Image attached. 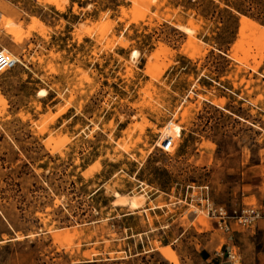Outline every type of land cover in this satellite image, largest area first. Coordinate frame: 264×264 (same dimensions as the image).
<instances>
[{
    "label": "rangeland",
    "instance_id": "1",
    "mask_svg": "<svg viewBox=\"0 0 264 264\" xmlns=\"http://www.w3.org/2000/svg\"><path fill=\"white\" fill-rule=\"evenodd\" d=\"M154 1L0 0L20 62L0 75V264H218L237 237L264 251V220H234L264 210V0Z\"/></svg>",
    "mask_w": 264,
    "mask_h": 264
},
{
    "label": "built area",
    "instance_id": "2",
    "mask_svg": "<svg viewBox=\"0 0 264 264\" xmlns=\"http://www.w3.org/2000/svg\"><path fill=\"white\" fill-rule=\"evenodd\" d=\"M19 63L20 62L11 52L4 48H0V75L14 69ZM175 144V138L169 136L162 141L160 148L164 152H170L169 150L173 148ZM205 189L206 196L204 197V200L206 201V209L208 210L209 215L218 219L220 228L225 231H230L231 226L227 221V211L223 206L211 202L207 193V187H205ZM234 220L235 223L243 229L256 227L260 220H264V210L255 207L242 208L239 214L234 217ZM227 259L230 264H242L241 257L237 254H232L231 251H228Z\"/></svg>",
    "mask_w": 264,
    "mask_h": 264
},
{
    "label": "bare ground",
    "instance_id": "3",
    "mask_svg": "<svg viewBox=\"0 0 264 264\" xmlns=\"http://www.w3.org/2000/svg\"><path fill=\"white\" fill-rule=\"evenodd\" d=\"M46 2H49V3H52V4H58L57 3V1L58 0H45ZM133 1V0H132ZM136 1H138V0H136ZM140 1V0H139ZM154 1V0H153ZM155 2V1H154ZM34 17V16H33ZM6 20H7V18H6ZM7 24L8 25H13L14 24V20L13 19H8L7 20ZM7 25V26H8ZM43 24H42V21H40L38 18H34V27L36 28V27H38V26H42ZM180 28L181 29H183V31L185 30L186 32H191L192 33V31H191V29L189 28V27H184V26H180ZM11 29V28H10ZM192 30H193V27H192ZM10 31V30H9ZM16 31H18L17 29H16ZM44 32H45V30H44ZM12 33V32H11ZM16 33V32H15ZM46 33V32H45ZM14 35V34H13ZM15 38V37H14ZM13 38V39H14ZM5 50H7V49H5ZM39 94H40V96L42 95V96H46L47 95V91L46 90H40L39 91ZM216 101V100H215ZM214 103V102H213ZM218 103V102H217ZM216 103V104H217ZM5 105L6 104V100H5V98L1 95V93H0V105ZM194 105V104H193ZM4 107V106H3ZM1 109V108H0ZM172 128H175V126H171ZM168 131H170V130H168L167 129V132ZM167 134V133H166ZM162 138V137H161ZM163 138H166V137H163ZM160 146H161V144H162V142H159L158 143ZM117 196H118V198L116 199V201H115V203H117V204H125L126 202H127V200L125 199V196L124 195H121V193L119 194V193H117ZM141 203H142V201L139 199V198H137V197H133L130 201H129V204L132 206V207H139L140 205H141ZM59 236V235H58ZM57 236V237H58ZM86 255V254H85Z\"/></svg>",
    "mask_w": 264,
    "mask_h": 264
},
{
    "label": "crops",
    "instance_id": "4",
    "mask_svg": "<svg viewBox=\"0 0 264 264\" xmlns=\"http://www.w3.org/2000/svg\"><path fill=\"white\" fill-rule=\"evenodd\" d=\"M47 95H48V92H47ZM237 238L242 239V237H237ZM237 238L234 239V245L239 247L240 256L242 257V264H264V251L263 250H260L257 248L255 249L250 248L247 245L246 241L244 242L245 244L242 245L239 241H237ZM216 263L230 264L229 260L226 257L217 259Z\"/></svg>",
    "mask_w": 264,
    "mask_h": 264
},
{
    "label": "trees",
    "instance_id": "5",
    "mask_svg": "<svg viewBox=\"0 0 264 264\" xmlns=\"http://www.w3.org/2000/svg\"><path fill=\"white\" fill-rule=\"evenodd\" d=\"M248 22V21H247Z\"/></svg>",
    "mask_w": 264,
    "mask_h": 264
}]
</instances>
